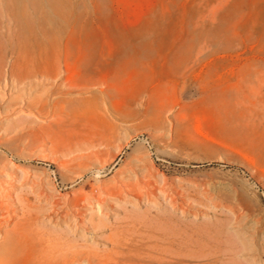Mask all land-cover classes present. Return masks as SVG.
<instances>
[{"label": "rangeland", "instance_id": "obj_1", "mask_svg": "<svg viewBox=\"0 0 264 264\" xmlns=\"http://www.w3.org/2000/svg\"><path fill=\"white\" fill-rule=\"evenodd\" d=\"M2 224L9 264H264V0L0 13Z\"/></svg>", "mask_w": 264, "mask_h": 264}, {"label": "bare ground", "instance_id": "obj_2", "mask_svg": "<svg viewBox=\"0 0 264 264\" xmlns=\"http://www.w3.org/2000/svg\"><path fill=\"white\" fill-rule=\"evenodd\" d=\"M17 0H2V6L0 8V13L7 14V11L12 13H27L28 11L32 12H41L47 11L51 12L55 9V0H24L22 6ZM37 223V222H36ZM4 230V225H0V232ZM0 243V264H9L12 261V258H8L2 254V247Z\"/></svg>", "mask_w": 264, "mask_h": 264}]
</instances>
